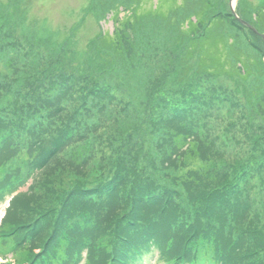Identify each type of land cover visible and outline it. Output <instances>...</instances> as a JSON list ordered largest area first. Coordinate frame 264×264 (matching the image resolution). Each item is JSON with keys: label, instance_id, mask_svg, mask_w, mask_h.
<instances>
[{"label": "rangeland", "instance_id": "374dc122", "mask_svg": "<svg viewBox=\"0 0 264 264\" xmlns=\"http://www.w3.org/2000/svg\"><path fill=\"white\" fill-rule=\"evenodd\" d=\"M130 2L0 0V92L14 97L5 101L10 107L4 113L16 115L21 109L30 119L28 132L9 138L8 146L0 148V186L15 176L26 177L14 187L18 196L6 226L21 221L29 205L43 201L53 166L64 165L63 173L75 177L78 170L86 173L97 165L112 168L120 159L116 156L143 163L155 149L148 131L160 120L168 128L184 124L194 133L200 154L211 160V172L200 190L232 188L247 230L243 242L232 243V255L247 264H264V39L233 17L230 0H181V12L170 23L154 17L143 27L128 18L119 53L104 50L98 34L115 30L107 9L122 10L123 17ZM152 2L157 0H145L147 5ZM233 5L242 19L264 34V0H233ZM196 8L204 20L185 31ZM218 16L214 30H207ZM84 18L88 19L81 25ZM210 33L223 34L227 44L224 51L222 42L217 49L231 60L219 77L201 69L202 49L190 46L191 39ZM9 38L19 40L15 50ZM230 44L240 61L230 54ZM10 58L12 63L5 64ZM64 124H72L73 130H67L71 141L33 176L38 150L53 149ZM165 134L160 147L167 154L174 134ZM78 146L86 151L81 164ZM10 196L2 200L0 193V216ZM14 242L13 237H0V255L21 262L38 248L28 243L27 251L10 253ZM155 246L141 257L134 255L132 263L162 264ZM200 250L210 254L204 247ZM208 259L216 258L212 254ZM76 264L84 262L78 258Z\"/></svg>", "mask_w": 264, "mask_h": 264}, {"label": "trees", "instance_id": "16d2710c", "mask_svg": "<svg viewBox=\"0 0 264 264\" xmlns=\"http://www.w3.org/2000/svg\"><path fill=\"white\" fill-rule=\"evenodd\" d=\"M182 7L181 0H157L150 5L145 0H131L123 17L119 16L122 10L107 9V14L112 12L115 30L112 33L100 31L98 44L106 51L118 50L119 53L122 28L128 18H134L143 27L154 17L170 23L171 17L179 14ZM195 10L184 26L185 31L194 30L204 20V13L198 8ZM24 14L27 17L26 12ZM218 18L209 21L206 29L214 30L212 27L216 26ZM87 19L84 18L81 25ZM12 39L9 38L8 42L15 50L19 40ZM221 42L224 51L227 42L223 34L210 33L190 40V46L202 49L201 69L213 72L217 77L226 73L231 65V60L217 49ZM231 48L232 44L228 49ZM236 53L230 51L234 59L240 61ZM11 63L10 58L5 64ZM13 99L11 92H0V148L8 144L9 138L14 139L30 130V119L23 110L17 109L16 115L4 113V108L10 107L5 101ZM11 122L15 124L12 126ZM161 123L156 120L152 130L148 131L155 149L144 157L143 163L137 164L139 159L135 157L116 156L120 159L112 168L108 164L97 165L86 173L78 170L75 177L63 173L64 165L51 167L43 201L29 205L17 223L33 232L31 243L42 252L52 244L56 248L54 257L61 254L60 248L65 242L74 243L75 250L81 252L83 248L96 252L105 250L112 264H130L134 255L149 252L153 245L160 248L168 259L179 257L185 263L198 264L201 258L210 262L208 257L213 254L215 261L247 264L242 257L236 258L231 253L232 243L243 242L247 233L246 224L241 222L242 207L234 202L232 188L219 187L218 192L200 190L202 179L211 172V160L200 154L194 133L186 131L184 124L180 128H168ZM71 127L72 124H64L60 128L53 149L47 152L38 150L31 167L33 176L51 164L53 154L65 150L72 139L71 131H67ZM168 130L174 134L173 144L164 154L160 146ZM76 151L79 154L77 162L81 164L86 151L81 146ZM170 152L173 156H169ZM33 189L34 185L28 190ZM56 238L60 241L54 245ZM200 247L210 254L197 253Z\"/></svg>", "mask_w": 264, "mask_h": 264}, {"label": "water", "instance_id": "95a60500", "mask_svg": "<svg viewBox=\"0 0 264 264\" xmlns=\"http://www.w3.org/2000/svg\"><path fill=\"white\" fill-rule=\"evenodd\" d=\"M230 6H231V11H232V13H233V15L235 16V18H236L237 20H239L242 24H245L246 26H248L250 29H252V30L255 31L256 33H259V31H257V29H256L253 25H251L250 23H248L246 20L242 19V18L237 14L236 9H235V7H234V5H233V0H230ZM261 36H262L263 39H264V34H262Z\"/></svg>", "mask_w": 264, "mask_h": 264}, {"label": "bare ground", "instance_id": "6f19581e", "mask_svg": "<svg viewBox=\"0 0 264 264\" xmlns=\"http://www.w3.org/2000/svg\"><path fill=\"white\" fill-rule=\"evenodd\" d=\"M112 20V19H111Z\"/></svg>", "mask_w": 264, "mask_h": 264}]
</instances>
